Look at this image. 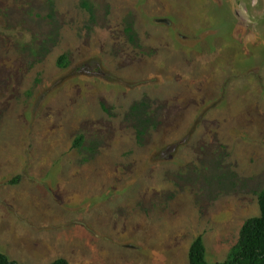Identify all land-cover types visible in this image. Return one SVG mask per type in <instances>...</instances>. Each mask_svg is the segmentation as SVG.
Masks as SVG:
<instances>
[{"label":"rangeland","instance_id":"rangeland-1","mask_svg":"<svg viewBox=\"0 0 264 264\" xmlns=\"http://www.w3.org/2000/svg\"><path fill=\"white\" fill-rule=\"evenodd\" d=\"M89 1L94 21L82 0H0V250L189 264L202 235L224 261L261 213L264 0ZM146 97L161 125L140 145Z\"/></svg>","mask_w":264,"mask_h":264},{"label":"trees","instance_id":"trees-1","mask_svg":"<svg viewBox=\"0 0 264 264\" xmlns=\"http://www.w3.org/2000/svg\"><path fill=\"white\" fill-rule=\"evenodd\" d=\"M82 7L85 8L92 20H95V9L91 1L82 0ZM125 35L134 47L140 48V39L133 21L127 20L125 25ZM42 50V49H41ZM67 57L60 58L62 66L67 65ZM127 120L134 128L137 141L140 145L146 143L148 136L161 125V118L157 114L153 102L146 97L135 101L127 113ZM84 137L80 135L75 145L81 147ZM227 175L223 174L220 180ZM17 179L11 180L15 183ZM261 213L258 216L245 221L240 238L234 248L224 261L215 264H264V189L259 196ZM0 264H21L9 258L7 254L0 250ZM50 264H70L65 258H59ZM189 264H212L207 260V249L202 235L198 236L190 249Z\"/></svg>","mask_w":264,"mask_h":264}]
</instances>
